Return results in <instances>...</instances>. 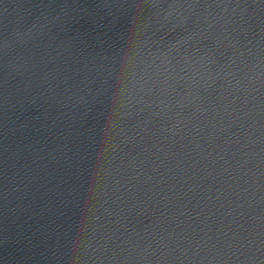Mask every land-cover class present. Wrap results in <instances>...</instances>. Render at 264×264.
<instances>
[{
	"label": "water",
	"instance_id": "95a60500",
	"mask_svg": "<svg viewBox=\"0 0 264 264\" xmlns=\"http://www.w3.org/2000/svg\"><path fill=\"white\" fill-rule=\"evenodd\" d=\"M0 264H264V0H0Z\"/></svg>",
	"mask_w": 264,
	"mask_h": 264
}]
</instances>
